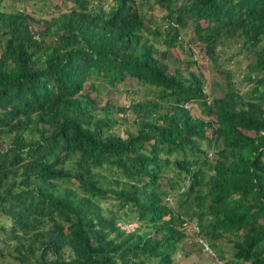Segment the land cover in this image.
<instances>
[{
    "label": "trees",
    "instance_id": "obj_1",
    "mask_svg": "<svg viewBox=\"0 0 264 264\" xmlns=\"http://www.w3.org/2000/svg\"><path fill=\"white\" fill-rule=\"evenodd\" d=\"M57 1L71 6L47 19L0 8V235L13 264H175L191 219L215 261L264 264V0ZM230 42L250 54L245 94L218 63ZM189 43L224 77L220 98L169 70ZM123 83L136 87L124 104H101L102 86Z\"/></svg>",
    "mask_w": 264,
    "mask_h": 264
},
{
    "label": "rangeland",
    "instance_id": "obj_2",
    "mask_svg": "<svg viewBox=\"0 0 264 264\" xmlns=\"http://www.w3.org/2000/svg\"><path fill=\"white\" fill-rule=\"evenodd\" d=\"M183 0H176V4L180 3ZM106 2V1H105ZM1 10L3 11H10V10H22L27 14H30V16L33 19L37 18H44L47 19L49 16L53 15L54 12H56L53 9V4L57 3L60 4L57 0H30V1H24L23 3H15L14 0H0ZM61 7H69L71 6V3H66L64 5L60 4ZM156 10L153 12V15L156 18H159L162 16L163 11L162 9L155 8ZM31 27L36 29L34 24L31 23ZM162 27V26H161ZM40 28V26H38ZM182 34V40L184 42H188L192 38V31L189 27H185L181 30ZM184 42L182 44H184ZM192 47L197 49V55L199 56L194 59L193 55L192 58L187 59V57H190L191 54L189 51L184 50L183 52H180L179 49L177 51L175 50L174 53L172 52V58H174V62H171L173 64L170 65L169 70H172L174 67L178 68L182 76H186V72H193L198 75L203 76L204 78V94L206 95V98L208 101H211L214 98H220L223 93L226 91V86L224 85V77L216 70V66L211 63L203 54V48L202 45L197 43H189ZM227 52L223 54H219L218 63L225 68L226 70H229L230 72V82L240 94H245V92L250 88V84H247L245 82H242V76L245 72L246 65L250 62V54H247L246 51H241L238 55H235L237 52V43L230 42L229 48H226ZM185 52V53H184ZM196 55V56H197ZM194 62L196 63L197 67L193 66ZM224 63V64H222ZM101 88V85H98ZM103 89L100 90L99 97L101 100V104L104 102V99L111 100L115 104L122 105L125 102V91L126 90H132L136 91V87L134 84L128 85L127 83L118 84L114 88H109L106 86H102ZM148 91L146 87L143 89H140V91H137L136 94H134L133 98L135 99H141L145 96V93ZM130 97V96H128ZM190 110V114L193 118H202L203 120H207L208 117H206L203 113V110L200 111V106L195 104H190L187 106ZM124 129V126H116V130L121 133ZM210 131L207 130L206 135L209 136ZM249 135H252V133H249ZM211 152L209 153V156ZM102 174H105L106 172L101 171ZM165 177H168V180H171L172 173L165 174ZM163 182V181H162ZM202 191H204L202 189ZM181 194V193H180ZM170 197L169 200L166 201V203L173 208L176 207V205L179 203L178 199L180 198V195H175V191H170ZM184 198L182 197V200ZM102 208L104 209L107 207V203H102ZM104 214L106 212L104 211ZM120 216H122L120 214ZM128 222H125L124 227L126 229H133L137 226V223L133 220L130 222L131 217L128 219ZM184 231L186 235H188L187 240L184 241L185 244L178 245L177 251L174 254V263L175 264H223L224 259L220 257V259L214 260L213 257H209L207 255L206 251H200L199 248H197L193 242H198V237L195 238V232L188 227V223L186 224ZM194 237V240H192ZM220 245L222 246L221 249L225 250L224 255L226 254L227 250L226 247L228 246L225 241H221ZM189 248V256L187 258L184 257V250ZM0 249L2 250V254L4 258L0 257V264H13L12 257L8 255L10 253V248L7 247V244L2 241L1 235H0ZM193 249V250H192ZM196 250V251H195ZM213 251V250H211ZM215 257L216 253L213 252ZM228 254V253H227ZM225 257V256H223Z\"/></svg>",
    "mask_w": 264,
    "mask_h": 264
},
{
    "label": "clouds",
    "instance_id": "obj_3",
    "mask_svg": "<svg viewBox=\"0 0 264 264\" xmlns=\"http://www.w3.org/2000/svg\"><path fill=\"white\" fill-rule=\"evenodd\" d=\"M188 106V105H187ZM186 106V108H188ZM191 221H195L196 222V220L195 219H191V220H186V221H184V223L183 224H187L188 223V227L190 228V226H189V223L191 222ZM183 224H182V228H185V226L183 227ZM190 229H192V228H190ZM197 229H198V226H197V222H196V231L195 230H193L194 232H195V238H197L198 237V231H197ZM198 244H199V247L201 246V251H206L207 252V255L208 256H211V249L208 247V245H207V243L206 242H204L202 239L200 240V238L198 237ZM194 240V239H193Z\"/></svg>",
    "mask_w": 264,
    "mask_h": 264
},
{
    "label": "built area",
    "instance_id": "obj_4",
    "mask_svg": "<svg viewBox=\"0 0 264 264\" xmlns=\"http://www.w3.org/2000/svg\"><path fill=\"white\" fill-rule=\"evenodd\" d=\"M197 51H193V57H194V59H196L198 56H199V54L197 55V53H196ZM197 55V56H196ZM184 226H186V224H183V227ZM189 226H190V228H192L193 230H195L196 231V222L195 221H191L190 223H189Z\"/></svg>",
    "mask_w": 264,
    "mask_h": 264
}]
</instances>
